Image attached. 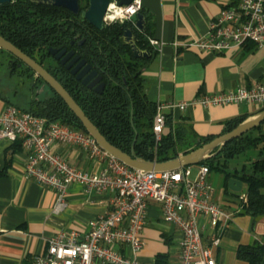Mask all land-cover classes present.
I'll return each mask as SVG.
<instances>
[{
  "label": "built area",
  "instance_id": "2783aa9c",
  "mask_svg": "<svg viewBox=\"0 0 264 264\" xmlns=\"http://www.w3.org/2000/svg\"><path fill=\"white\" fill-rule=\"evenodd\" d=\"M142 9L143 0L129 5L112 0L104 20L106 24L134 21ZM248 43L264 48V0L222 1V10L210 22L207 35L190 43L177 41L174 46L223 53ZM150 44L153 48L164 46L154 38H150ZM244 103L264 107V83L207 94L189 102L158 104L153 123L156 140L160 142L164 136L168 109ZM0 139L22 143L28 152L26 176L56 191L55 212L67 208L73 184L108 195L107 211L91 220L84 234L76 230L59 232L47 240V250L35 257L34 264H144L138 255L146 244L144 230L153 201L161 204L163 220L181 232L179 264H217L213 248L220 247L234 214L248 202L247 194L239 193L236 209L218 203L208 165L166 172L134 169L104 149L90 133L49 122L15 105H8L0 116ZM58 143L82 148L100 170L90 174L71 166L54 150ZM205 228L209 230V243H205Z\"/></svg>",
  "mask_w": 264,
  "mask_h": 264
},
{
  "label": "crops",
  "instance_id": "0c3cea01",
  "mask_svg": "<svg viewBox=\"0 0 264 264\" xmlns=\"http://www.w3.org/2000/svg\"><path fill=\"white\" fill-rule=\"evenodd\" d=\"M222 1L225 0H143V15L148 17L151 38L164 42V46L153 48L152 60L143 71L149 101L157 105L189 102L207 94L264 83V48L245 50L244 47L213 53L174 46L177 41L190 43L207 35L210 22L222 10ZM10 101L7 92L0 90V116ZM262 109L261 105L248 103L168 109L169 123L164 135L181 125L187 126L191 135L220 136L226 121L243 115L250 118ZM54 150L71 166L90 174L100 170L78 146L58 143ZM27 154L15 142L0 139V264L34 262L36 256L47 250L49 238L62 231L84 234L89 222L108 209V195L73 184L69 188L67 208L55 212L56 191L26 176ZM183 154L186 153L181 149L179 155ZM199 165H194V169ZM212 173L209 180L217 190L216 201L236 209V196L226 192L225 182L219 191L215 184L219 177L213 178ZM203 235L205 243H209L208 228L203 230ZM180 238V230L163 220L161 204L150 202L149 223L144 230L146 244L138 255L139 260L158 264L159 256H168L169 264H179ZM255 241L264 243V217L255 224L250 215L235 213L220 247L213 248L217 264H249L238 257V249ZM122 249L131 255L128 248Z\"/></svg>",
  "mask_w": 264,
  "mask_h": 264
},
{
  "label": "trees",
  "instance_id": "16d2710c",
  "mask_svg": "<svg viewBox=\"0 0 264 264\" xmlns=\"http://www.w3.org/2000/svg\"><path fill=\"white\" fill-rule=\"evenodd\" d=\"M79 1L80 14L57 6L32 3L30 0L0 4V35L30 57L40 56L39 63L50 64L48 71L71 94L107 140L125 153L132 154L134 147L136 157L164 162L178 157L181 149L189 153L218 137L191 135L187 126L180 125L157 142L153 131L157 104L148 100L143 80V71L152 57L137 58L123 40L125 30L130 28L136 35L138 47L153 53L150 26L146 21V31L141 32L134 20L106 24L99 30L83 17V12L89 7V0ZM141 13L144 14V9ZM254 47V43H248L245 50ZM50 48L75 51L102 76L104 92L96 93L77 80L65 66L52 58L49 61ZM27 71L31 72V69L27 68ZM38 81L43 80L38 78ZM24 102L25 106H21L12 100L9 105L45 117L49 122H59L87 132L81 120L55 91L43 99L28 97ZM247 119L248 116L243 115L226 121L223 134L233 131ZM15 144L22 148L20 141ZM252 149L257 153L248 159V163L241 168L230 167L231 159ZM200 165H208L210 172H222L226 192L231 195L239 194L229 190V179L235 177L242 180L247 186L248 202L241 213L250 215L255 224L264 217V122L227 143L217 156ZM238 257L249 264H264V243L255 241L252 245L241 246ZM157 263L169 264L168 256H159ZM25 264L34 262L29 260Z\"/></svg>",
  "mask_w": 264,
  "mask_h": 264
},
{
  "label": "water",
  "instance_id": "95a60500",
  "mask_svg": "<svg viewBox=\"0 0 264 264\" xmlns=\"http://www.w3.org/2000/svg\"><path fill=\"white\" fill-rule=\"evenodd\" d=\"M32 3L57 6L70 10L74 14L81 13L79 0H30ZM134 0H118L120 5H129ZM13 0H0V4L11 3ZM112 0H89V7L83 12V17L94 27L101 30L106 25L105 15ZM136 28L141 31H146V19L142 13H139L135 19ZM123 40L129 45L137 58H151V51L141 50L137 45V38L132 29L125 30ZM0 49L13 54L20 59L30 69H32L39 77H41L68 105V107L76 114L83 123L86 131L90 133L99 144L110 152L113 156L125 163L127 166L143 170L166 172L179 170L184 167L199 165L214 156H217L224 146L232 140L243 136L244 134L254 130L264 122V110L257 113L255 116L248 118L242 122L233 131L222 134L216 137L213 141L203 144L197 149L179 155L178 157L164 161H148L143 158L136 157L134 147L132 154H128L111 144L107 138L100 132L98 127L87 117L83 109L74 100L71 94L63 87V85L50 74L40 63L35 59L25 54L21 49L0 35ZM49 52L55 57L59 64L70 70L71 74L76 76V79L81 81L83 85L89 89H93L96 93L102 94L105 89V83L98 71L93 70L92 66L87 64L86 60L81 59L76 55L75 51L67 49L59 50L51 48ZM228 188L231 192L239 194L244 189V182L238 178L232 177L229 179Z\"/></svg>",
  "mask_w": 264,
  "mask_h": 264
},
{
  "label": "rangeland",
  "instance_id": "374dc122",
  "mask_svg": "<svg viewBox=\"0 0 264 264\" xmlns=\"http://www.w3.org/2000/svg\"><path fill=\"white\" fill-rule=\"evenodd\" d=\"M7 55L5 53H1L0 52V65L5 68H2L0 71L3 72L5 75L6 72H8V68H7V64L4 65V63L7 61ZM27 78H18V79H15V80H12L13 82H17L20 84L19 86L21 87L18 92H7V94L11 97V99L20 104L21 106H25V98H40V99H43L45 98L46 96H49L51 95L52 91L50 90V88L46 85H43L41 86L40 88H38L39 90L37 91H31L30 89H27V86H26V83L29 85L31 84V81H27L26 80ZM7 84H9V79L7 78ZM25 81H27L25 83ZM38 94V96H37ZM257 153L256 150H249L247 151L246 153L238 156L237 158H234V159H231L229 164H230V167L231 168H234V167H238V168H241L244 164L248 163V159L250 157H253L255 156ZM215 176H218L219 177V180L215 183L216 184V187L219 191H222L223 190V186H224V182H225V176L222 172L220 171H213L212 173V177L214 178ZM221 181V183H220ZM247 192V186L245 185L244 186V189L243 191L241 192L242 194L243 193H246Z\"/></svg>",
  "mask_w": 264,
  "mask_h": 264
},
{
  "label": "flooded vegetation",
  "instance_id": "af4514ba",
  "mask_svg": "<svg viewBox=\"0 0 264 264\" xmlns=\"http://www.w3.org/2000/svg\"><path fill=\"white\" fill-rule=\"evenodd\" d=\"M10 41V40H8ZM11 42V41H10ZM12 43V42H11ZM14 44V43H13ZM15 45V44H14ZM16 46V45H15ZM20 49V48H19ZM51 49V48H50ZM49 49V50H50ZM1 53H5L7 55V61L4 63L7 64V68H8V72H6L7 75H5L3 72L0 71V90L3 92H18V90L21 88L17 82H13L12 80L18 79V78H27V81H31V84H27V89H30L32 92L39 90L38 88H40L43 85H46L50 88L51 91H54L41 77H39L32 69L31 72L27 71V68H29L26 64H24L20 59H18L17 57H15L13 54L4 51L2 49H0ZM50 53V52H49ZM54 59L56 62L59 63V61H57L55 59V57L50 53V59ZM35 59L37 62L41 61L40 56H37ZM38 62V63H39ZM1 64V63H0ZM41 64V63H40ZM47 71L50 67V64L47 63H43L41 64ZM2 68H5L4 66L2 67L0 65V70ZM49 72V71H48ZM50 73V72H49ZM33 74V77L31 78V75ZM51 74V73H50ZM7 78L9 79V84H7L6 82L8 81ZM38 78H41L43 81L40 82L38 81Z\"/></svg>",
  "mask_w": 264,
  "mask_h": 264
}]
</instances>
